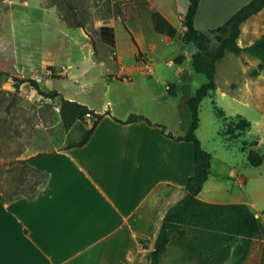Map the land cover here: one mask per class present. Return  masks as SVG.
I'll return each instance as SVG.
<instances>
[{"label":"rangeland","instance_id":"374dc122","mask_svg":"<svg viewBox=\"0 0 264 264\" xmlns=\"http://www.w3.org/2000/svg\"><path fill=\"white\" fill-rule=\"evenodd\" d=\"M186 7V0H0L1 198H32L44 185L46 172L42 164L29 161L81 138L77 125L69 132L62 127L61 99L99 112L113 109L119 115L129 108L151 121L175 124L171 131L184 132L183 125L191 121L186 100L207 82L193 70L188 45L181 38L180 18ZM155 11L174 25L175 38L154 31L150 15ZM101 26L114 29V49L100 41ZM263 35L264 9L242 23L237 43L247 48ZM214 46L212 40L210 47ZM180 54L186 58L182 64L169 65ZM258 63L248 51L226 53L217 63L216 89L199 105L195 133L212 156L210 172L215 177L204 192L233 201L249 195L264 223V71L252 75ZM21 80H35L43 91L58 95H39ZM167 86L175 87V95ZM162 93L168 96L166 101L150 102V97ZM216 108L225 118H243L250 127L242 134L226 128L228 121L217 116ZM226 130L229 134L223 136ZM259 159L260 165L250 164ZM236 174L246 183L233 185ZM237 260L230 256L223 264H263V240H254L247 256ZM160 264L200 263L175 240Z\"/></svg>","mask_w":264,"mask_h":264},{"label":"crops","instance_id":"0c3cea01","mask_svg":"<svg viewBox=\"0 0 264 264\" xmlns=\"http://www.w3.org/2000/svg\"><path fill=\"white\" fill-rule=\"evenodd\" d=\"M249 1L200 0L194 27L203 32L215 29ZM144 67L152 72L148 64ZM175 73L180 75L181 70ZM167 98L156 94L150 102ZM130 114L129 108L123 115L112 109L83 146L65 148V143L29 161L44 166L46 180L30 199L3 201L0 197V264H150L163 219L186 195L187 179L194 174V146L172 140L143 121L123 124L113 119L125 120ZM88 117L86 129L93 120ZM152 120L173 135H184V128L179 134L170 129L175 124ZM213 177L211 173L203 184L199 200L244 204L259 217L249 195L233 201L206 194L204 189ZM246 180L236 174L232 183Z\"/></svg>","mask_w":264,"mask_h":264},{"label":"trees","instance_id":"16d2710c","mask_svg":"<svg viewBox=\"0 0 264 264\" xmlns=\"http://www.w3.org/2000/svg\"><path fill=\"white\" fill-rule=\"evenodd\" d=\"M187 2L186 12L180 20L181 38L187 45L190 41L195 43L197 51L190 56L191 65L196 73L207 78V82L186 100L191 121L190 124L183 125L184 135H173L166 131L164 125L152 122L141 114L132 113L125 120L115 117L113 119L123 124L143 121L149 126H157L166 137L172 140L191 142L194 146V174L187 179L186 195L166 213L163 219L159 236L151 251L150 264H160L169 244L175 240L180 246H184L190 254H195L200 264H223L230 256L237 257V263H239L247 256L254 240L264 239V223L247 205L206 203L197 198L203 184L211 174L212 156L203 149L195 132L199 124V105L205 97L213 96L216 89V65L225 57L226 53L239 55L243 51H248L259 59L257 67L252 70V75H258L259 72L264 71V35L247 48H242L237 43L242 23L264 9V0H250L222 25L206 32L199 31L194 27L200 0H187ZM150 19L157 34L169 39L175 38L176 28L161 13L153 12ZM77 26L80 27V25ZM99 36L103 44L115 48V33L111 26H101ZM212 40L215 42L213 48L210 47ZM184 60L185 57L180 54L174 58L173 62L181 65ZM48 69L52 70L51 67ZM2 75L3 73L0 71V77ZM21 82L30 83L39 95L49 98H55L58 95L56 91H43L35 80H21ZM167 90L170 95L176 93L174 86H170ZM59 113L62 127L66 131L78 122L77 128L81 132V138L76 142L68 143L65 148L83 146L100 120L105 115H110L109 110L97 113L82 103L68 99H61ZM216 114L228 121V124H225L226 128L239 129L240 134L250 127L249 122L241 117L225 118L223 112L217 108ZM87 116H92L93 120L91 127L86 129L83 121ZM235 120L242 124H234ZM224 132L221 133L223 136L229 134L227 130ZM250 164L258 166L261 164V159L251 161ZM2 200L11 201L14 199L4 200L2 198ZM141 246L144 248L145 242H141Z\"/></svg>","mask_w":264,"mask_h":264},{"label":"water","instance_id":"95a60500","mask_svg":"<svg viewBox=\"0 0 264 264\" xmlns=\"http://www.w3.org/2000/svg\"><path fill=\"white\" fill-rule=\"evenodd\" d=\"M196 45H195V43L194 42H192V41H190L189 43H188V51H187V54L189 55V56H191V55H193L194 53H196Z\"/></svg>","mask_w":264,"mask_h":264},{"label":"built area","instance_id":"2783aa9c","mask_svg":"<svg viewBox=\"0 0 264 264\" xmlns=\"http://www.w3.org/2000/svg\"><path fill=\"white\" fill-rule=\"evenodd\" d=\"M169 87L167 86L166 89H168Z\"/></svg>","mask_w":264,"mask_h":264}]
</instances>
